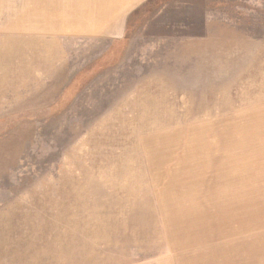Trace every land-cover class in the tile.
<instances>
[{
	"label": "rangeland",
	"instance_id": "rangeland-1",
	"mask_svg": "<svg viewBox=\"0 0 264 264\" xmlns=\"http://www.w3.org/2000/svg\"><path fill=\"white\" fill-rule=\"evenodd\" d=\"M116 22L0 32V264H264V0Z\"/></svg>",
	"mask_w": 264,
	"mask_h": 264
},
{
	"label": "crops",
	"instance_id": "crops-1",
	"mask_svg": "<svg viewBox=\"0 0 264 264\" xmlns=\"http://www.w3.org/2000/svg\"><path fill=\"white\" fill-rule=\"evenodd\" d=\"M13 0H0V32L23 36L56 37L61 33H89L104 37L118 26L116 20L124 8L137 0H27L16 8ZM224 46L229 62H239L234 54L249 52L248 40L231 32ZM229 43V44H228ZM212 61L217 64L222 53L220 47H210ZM222 58V57H221ZM227 68L218 65L214 68Z\"/></svg>",
	"mask_w": 264,
	"mask_h": 264
}]
</instances>
